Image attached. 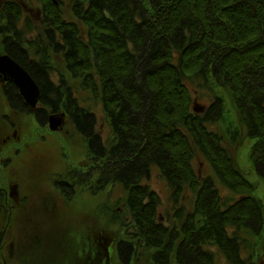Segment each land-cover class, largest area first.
<instances>
[{"label":"trees","instance_id":"1","mask_svg":"<svg viewBox=\"0 0 264 264\" xmlns=\"http://www.w3.org/2000/svg\"><path fill=\"white\" fill-rule=\"evenodd\" d=\"M36 1L34 23L24 5L0 0L1 50L40 86L39 122L64 111L88 140L102 167L97 189L124 187L137 244H118L121 263L138 245L153 249L154 264H214L215 249L231 264H255L264 202L213 127L224 117L223 96L213 88L200 103L189 82L212 78L230 96L239 127L228 138L253 141L249 160L264 179V0ZM5 89L13 107L34 115L15 84ZM80 102L102 105L106 141L95 133V112ZM200 156L213 175L199 176ZM154 170L170 190L166 214L146 183ZM62 175L73 191L79 172ZM222 185L233 195L223 196Z\"/></svg>","mask_w":264,"mask_h":264},{"label":"rangeland","instance_id":"2","mask_svg":"<svg viewBox=\"0 0 264 264\" xmlns=\"http://www.w3.org/2000/svg\"><path fill=\"white\" fill-rule=\"evenodd\" d=\"M15 1L25 6V12L36 23L40 14L37 1ZM2 45L0 33V54H8L2 52ZM189 83L190 89L196 86L200 91V103H209L213 88L223 96L224 117L213 127L225 138L224 145H230L229 152L240 172L251 181L255 195L264 202V179L249 160L253 141L239 137L232 143L226 133L239 127L230 96L219 89L212 78H198ZM80 104L95 112V133H100L106 141L111 129L102 105L97 103L94 109L95 104L90 102ZM64 113L61 111L53 120L39 124L33 115H24L10 104L0 80V204L5 212V218L0 220L1 264H28L29 261L71 264L78 254V249L71 250L72 247L91 238L94 246L91 249L97 251L100 259L98 264H122L116 246L126 240L137 244L133 239L134 227L129 224L124 187L116 183L97 189L102 167L88 151V140L70 125L69 116L65 118ZM194 165L202 178L214 174L204 156L198 157ZM69 171L80 174L73 191L61 185V180L65 179L62 173ZM146 183L161 197L160 212L168 213L172 203L167 182L154 170ZM220 188L223 196L233 195L225 185ZM187 198L189 206L192 196L188 194ZM122 217H126L125 220ZM74 238L81 241L76 242ZM69 241L72 243L68 250ZM102 246L109 251L102 253ZM136 247L129 264H154L150 257L153 249ZM255 249V264H263L264 233L256 239ZM215 256L214 264H231L218 249Z\"/></svg>","mask_w":264,"mask_h":264},{"label":"water","instance_id":"3","mask_svg":"<svg viewBox=\"0 0 264 264\" xmlns=\"http://www.w3.org/2000/svg\"><path fill=\"white\" fill-rule=\"evenodd\" d=\"M0 74L5 81H12L30 107H36L41 97V88L32 75L8 54H0Z\"/></svg>","mask_w":264,"mask_h":264},{"label":"flooded vegetation","instance_id":"4","mask_svg":"<svg viewBox=\"0 0 264 264\" xmlns=\"http://www.w3.org/2000/svg\"><path fill=\"white\" fill-rule=\"evenodd\" d=\"M0 80L4 85V88H5L6 84L11 82V81H5L1 74H0ZM5 91H6V89H5ZM23 100H24V98H23ZM25 103H26V101H25ZM39 108H40L39 103L37 104L36 107H34V108L31 107V109H33V111H34V115H33L34 118L37 120V122L39 124H41V122H39V120L36 117L37 116L36 112L38 111ZM58 115H59V113H52L49 116L48 120H51V119L53 120L54 116H58ZM0 213H1V211H0ZM74 239H76V242L81 241L78 238H74ZM74 242H75V240H74ZM71 243L72 242L69 243L68 250L70 249ZM77 246H79V247H77ZM0 247H1V239H0ZM117 247H118V245L116 246V251H117ZM74 248L78 249V254H76V256H74L75 258L72 260L71 264H98L99 263L100 259L97 258V251L95 249H91V248H94L92 238L88 242H87V240H83L78 245H74L71 250H73ZM107 251H109V250L105 249V247L102 246V253H106ZM29 260H31V259L29 258ZM101 261H102V259H101ZM108 261H109V256H108ZM1 262H2V260H1V249H0V264H1ZM28 264H37V262L34 263L33 261H29ZM59 264H61V262Z\"/></svg>","mask_w":264,"mask_h":264}]
</instances>
